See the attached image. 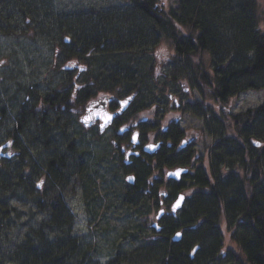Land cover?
<instances>
[{
    "label": "trees",
    "instance_id": "obj_1",
    "mask_svg": "<svg viewBox=\"0 0 264 264\" xmlns=\"http://www.w3.org/2000/svg\"><path fill=\"white\" fill-rule=\"evenodd\" d=\"M170 2V7L165 8V5L161 6L157 0H130L137 10L141 9L147 15L156 16L157 21H151L156 23L155 30H157L154 37L167 39L173 44L176 53L172 52V54L178 55L182 63H188L189 68L195 70L190 72L193 81L200 90L209 93L207 98L213 100L210 102L211 107L218 106L220 113L214 115V110L211 108L209 109L211 113L208 108L205 110L202 101L201 105L194 106L198 114L205 117L209 113L213 121L212 124L208 122L210 124L208 133L213 143L207 167L199 170L196 177L194 176L193 187L196 191L184 207L183 214L162 215L158 219L160 231L153 227L157 217L154 220L151 218L153 221L151 223L148 218L142 220L145 223L141 221L139 226L141 235L138 236V233L134 237H142V241L136 240L131 233L132 240L136 241L133 243L134 248L130 255L140 254V257L135 258L136 260L140 261L144 258L141 261L149 262L161 256L159 259L161 264H264V103L245 114H231L229 109L232 99L244 91L264 89V0H170ZM133 15L130 16L131 21H135L136 17ZM96 26L97 24L94 26L95 29L99 24ZM104 27L101 32L94 31V36L97 38L102 35L104 45L106 43L109 45V39L112 37L108 33L113 35L110 31L113 25H109V28L105 25ZM82 28L84 35L80 36L81 43L94 41L93 31L88 26ZM74 30H72L73 36L78 34V31ZM149 33L150 31H145V28H140L132 34L135 35L134 39L128 40L124 35H120L118 39L122 37L123 41L135 47L140 45L137 42L146 40ZM66 39L63 40L64 44ZM104 45L97 47L104 49ZM142 47L138 46L139 49ZM94 49L96 47L85 54H92L91 51ZM71 50L68 57L76 54L75 49ZM205 51H209L213 58L211 76L205 72L203 63L198 62L196 68L193 65L194 57L201 56ZM138 53L141 54L140 51ZM146 54L143 52V56ZM78 56L82 57L81 54ZM170 65L176 75L187 78L188 74H184L186 68L182 66L183 64L175 62ZM98 79L99 76L95 80ZM86 82L89 84L88 81ZM86 82L81 84L85 85ZM89 82L91 83L90 79ZM139 88L146 92V87L140 85ZM90 89L91 87H82L83 93ZM57 90L59 89L52 88L45 93L46 91H42L39 85L37 88L33 84V95L36 91L44 93L43 97H38L35 101L34 110L38 107H57L59 103L67 101L64 98V101L62 98L56 101ZM34 117L38 116L34 115ZM40 117L42 119L32 121L38 129L45 116ZM21 119L19 124L24 128V133L31 127L32 122L28 121L29 118ZM45 131L48 132V129L45 128ZM49 167L52 171L53 163H50ZM81 169L84 170L82 164ZM143 169H140L138 174L139 183H146L148 171ZM0 173L2 175V171ZM3 177H0V190L11 185L8 178ZM95 179L96 177L93 178L92 175L86 178L89 184L85 195L92 196L94 190L88 187L95 183ZM95 193L100 195L98 190ZM174 196L176 199L179 195L173 193ZM92 198L88 200L94 204ZM129 198H135L136 202L141 201L140 205L143 207L146 205L145 200L150 201L146 193L130 194ZM53 205L57 204H50L51 207ZM64 206L63 210L62 205L58 208L60 211L55 208L51 223L46 222L43 228L34 230L39 242L32 246L29 240L23 245L14 263L69 264L68 260H72L76 253L83 250L79 246V240L82 238H69L63 242L53 240L52 236L48 235V232L53 230L49 229L50 227L56 225L60 227L62 223L68 227V235L73 234L71 211L66 205ZM150 206L152 211L155 206L152 202ZM145 208L146 215L151 213L148 207ZM89 212L97 214L96 209H91ZM226 225L233 231L232 238L239 244L242 254H237L235 251L227 252L224 248L225 234L222 228ZM181 229L184 231L182 240L178 242L172 240L171 235ZM192 246L198 247L195 253H190ZM1 260L0 264H3L4 261L2 258ZM116 260L111 262L116 263Z\"/></svg>",
    "mask_w": 264,
    "mask_h": 264
},
{
    "label": "rangeland",
    "instance_id": "obj_2",
    "mask_svg": "<svg viewBox=\"0 0 264 264\" xmlns=\"http://www.w3.org/2000/svg\"><path fill=\"white\" fill-rule=\"evenodd\" d=\"M157 2L161 6L165 5V8H169L171 3L170 0H157ZM131 7H134L132 8L133 14L137 15L135 21H131V15H128L129 11L127 10L131 9ZM136 8L134 4L130 3V0H0V100L6 101L8 97H11L18 85L22 88L31 87L33 84L38 88L39 85L42 91L47 92L50 88L62 84L68 87L69 84L73 85L78 82L88 81L90 83L89 79L92 82L98 76L105 81L103 83H113L115 80L118 83H127V81L138 82L146 87L147 92L150 91L149 86L153 88L156 80H160L158 78L161 74H164L163 78H167L165 74H169L174 70L170 64L168 65V56L174 61L176 59L175 62H178V64H183L182 66L186 68L184 69V74H188L185 80L193 83L191 80L194 78L190 72L195 70L190 69L188 63H182L178 56L172 55V52H175V48L170 41L167 39L155 41L156 25L145 20L148 16L145 15L143 17V14H139V10ZM69 15L92 19L91 23L93 24L90 23L88 27L93 31V36L95 35L94 31L101 32L104 25L108 28L109 25H113L110 30L113 35L110 32L108 33L112 37V39H109V45L107 43L105 45L104 43L101 44L109 51L98 53L96 51H98L97 48L99 47L96 46V49L91 51L92 54H85L90 49L83 46L86 42L81 43L82 39L80 36L84 35L81 30L84 28H75V24L72 23L67 26L64 19ZM138 18L140 19V25L136 21ZM95 24L97 26L99 24L98 28L100 29H94ZM140 28H145L147 32L150 31L148 37H146L149 42L147 47L139 49L138 46L140 45L136 44L137 46L134 47L129 42L123 41L122 37L118 39L120 35H124L128 40L134 39L135 35L132 36V34ZM74 29L78 31L79 35H72L74 34L72 32ZM65 38L67 39L64 44L63 40ZM68 38H72V40L70 41ZM71 49H75L76 54L68 57L72 51ZM139 51L141 54L138 53ZM143 52L147 54L143 56ZM78 54H81L82 57L78 56ZM82 54L85 55L83 56ZM212 59V54L209 51H205L201 56L194 57L193 65L196 68L198 62L203 63L206 68L205 72L211 76L213 74ZM84 65L87 67L79 71V66ZM112 68H115V70L121 68V74H113L110 72ZM100 73L101 75H99ZM100 78L95 80V82H98ZM120 89H124L121 84ZM60 91L62 92L61 89ZM163 91L161 89V93ZM193 97L198 101L204 100L206 109L208 108L209 110L211 108L214 110V115L220 113L218 106L211 107L210 102L213 100L207 98V95L204 97L203 94L194 90ZM15 100L20 106L25 100L24 93L22 94L21 91ZM263 103L264 89H248L232 99L229 109L231 114H245L249 110L254 111ZM28 109L30 110V108ZM209 112L211 113L210 110ZM63 113L61 112V114ZM65 114L67 115V113ZM207 116L210 117L208 122L212 124L211 115L208 113L204 118ZM61 121L63 122V119ZM8 123L9 127H4L2 133H0V142L8 140L7 128L12 126L9 121ZM203 123L205 124L202 120H194V124L200 128ZM208 125L210 126V124ZM209 130H206L207 136L203 138L202 147L200 149L197 148L200 157L206 154L207 146H209L208 148L212 146L213 140L210 138ZM48 133L51 134L52 131L48 130ZM22 140H24V137H22ZM64 140L67 144L72 138L64 136ZM92 141V138H87L82 134V152L88 149ZM49 143L52 147V136L48 140ZM47 148L46 146V150ZM40 149L37 151V158H40L39 162H45L44 152L46 150ZM91 149L93 152L95 151L94 146ZM50 150L54 152L53 149H48L47 151ZM91 156L90 159L89 156L82 157L85 162L82 163L83 171L93 170L94 173L98 172L100 175L107 173V180L105 181L112 188L111 192L107 195L104 194L107 201L101 205L98 203L93 204V202L86 203L84 198L87 188L84 189V184L89 183L87 181L83 182V191L82 185L79 184L77 194L72 196L71 194L73 193H69L70 199L68 198L69 202H67L72 215L71 226L73 234L69 236L68 227L62 223L60 227L57 225L53 228L50 227L49 229L53 230L48 232V235L52 236L51 239L53 240L63 242L69 238H82L79 240V246L83 250L76 253L72 260L69 259V264H161L159 261L161 256L155 261L149 262L148 260L141 261L144 258H141L140 261L139 259L136 260L135 258L140 257V254L135 255L134 253L130 255L134 248L133 243L136 240L142 241V237H134L141 231L139 228L141 221L144 218H148L149 223L153 222L151 218L154 220L157 217L159 209L150 211L152 200L149 202L145 200V207H148L151 212L146 215L143 211L146 208L142 205L140 206L141 201L136 202L135 198H128V206L126 205L125 210L121 211L120 204L116 199L122 179L125 180L122 177L121 170L113 163L96 167L93 163L99 154L92 153ZM30 159L31 155L22 152L6 158L0 163L2 176L8 178L11 184L0 190V261H2V258L3 264H16L14 260L16 257L18 258L20 248L23 245L28 243L29 240L32 246L39 242L34 230L37 231L38 228H43L46 222H52L53 216L48 209L50 206L49 202H45L41 206L40 204L42 203H39L38 200L41 199L40 195H44L45 201H49V199L59 194V190L57 187L52 189L56 184L50 181L52 173L50 174L49 182L44 186V193L40 194L32 186L28 180L34 174L29 176L30 168L27 167L29 165L25 161L29 162ZM208 159L209 157L206 155V164ZM87 164H90V166ZM223 171L226 172L227 170L223 169ZM35 180H38V178ZM98 184L99 180L97 184H92L88 188L93 189L94 192L97 190L100 192L99 190H101L102 186ZM47 187H49L48 193L46 191ZM164 191L167 190L162 186L159 189V193L163 194L162 192ZM40 206L45 209L40 210ZM104 206L108 207L109 210H105ZM87 208L96 209L97 214L89 212ZM139 211L142 213L139 214ZM142 222L145 223L144 221ZM147 227H149L148 224ZM222 229L225 234L223 246L227 252L235 251L237 254H242L239 244L232 238L233 231L230 227L226 225ZM131 233L136 240H132ZM140 235L141 233L138 234V236ZM142 236L144 237V234ZM51 239L48 240L50 241ZM82 252L86 253V255ZM115 259H117V262L112 263L111 261Z\"/></svg>",
    "mask_w": 264,
    "mask_h": 264
},
{
    "label": "flooded vegetation",
    "instance_id": "obj_3",
    "mask_svg": "<svg viewBox=\"0 0 264 264\" xmlns=\"http://www.w3.org/2000/svg\"><path fill=\"white\" fill-rule=\"evenodd\" d=\"M168 59L169 64L175 63L170 56ZM86 67L79 66L78 70L81 71ZM163 75L159 76L158 79L160 80H156L153 88L149 86L150 91L147 92L139 88L140 85L144 88L145 86L138 82L134 83L132 87L128 83H118L117 80L113 83L96 82L92 84L91 82L82 85L78 82L73 85L69 84L67 91L62 90V92L56 93V95L61 96L62 101H64L63 98L67 100L66 103L64 102L65 104L59 103L57 107L53 108L38 107L36 110H34L35 107H32L30 110L27 109L26 114L15 115L13 113L15 99L21 91L25 95L23 101L31 102L33 98L32 86L22 88L18 85L11 97H8L6 101L0 100V133L4 127H9L8 121L12 125L11 129L7 128L8 140L0 142L4 153L0 163L2 160L22 152L31 155L29 162L25 160L27 165L34 166H27L30 168L29 176L34 174L38 180H35L33 175L28 181L40 194L44 193V186L49 182L52 171L49 169L50 163L39 162L40 158H37V151L39 148L46 150V145L42 144L41 140L43 137L48 142L46 137L49 133L45 131L47 128L52 131L50 134L52 140L55 141L56 139V150L60 153L61 157L57 152L60 160H62L61 167L57 169V179L52 173L50 180L53 184L56 183L52 189L57 187L59 194L49 201H45L44 195H40L41 199L38 200L39 203H42L41 206L45 202L58 205L49 206L50 213L55 214V208L58 209L61 205L62 210L65 208L64 205L70 210L67 204L70 199L69 193H73L72 196L76 195L79 184L82 185L83 191V182L89 175H92L93 178L96 177L94 184H97L99 180L98 185L102 186L99 190L101 194L98 195L93 191L92 196L85 195L84 201L89 204L88 199L90 197H93L92 200L100 205L107 201L105 195L112 189L105 181L107 180V173L100 175L98 172L94 173L93 170H86L87 172L83 173L81 169V164L85 163L82 157L89 156L90 159L92 153H97L99 156L95 158L93 163L96 167L108 163L116 164L121 170L122 177L125 178V180L122 179L117 194L121 211L125 210L126 205L128 206L130 194L146 193L150 198L149 200H152L154 209H159L158 214H165L166 216L183 214L184 207L196 191V188L193 187L194 176L196 177L199 170L207 167L206 155L209 157L212 150L211 147L208 148L209 146H207L206 154L202 157L198 155L197 148L202 147L203 138L207 136L209 117L204 118V115H200L194 110V106L201 105L200 103L205 101L195 100L193 91L197 90L204 97L206 95L209 97V93L200 90L193 80L190 79L193 83L186 81L184 76L176 75L173 71L166 74L167 78H163ZM120 84L124 87L123 90L120 89ZM82 87H91V89L83 93ZM161 89L164 90L162 93ZM129 97L132 99L129 100ZM125 100H128L127 105L121 103ZM95 111L103 112L102 115L106 120L99 117L91 124H85L83 121L85 116ZM61 112L64 113L61 114ZM34 115L45 117L41 122V127L36 130L34 139L27 144L23 142V146H21V133L24 128L19 122L23 117L27 120L29 118L28 121L31 122ZM108 116H111L112 119L108 120ZM195 119L202 120L205 124L203 123L200 128L194 124ZM82 134L93 139L92 144L84 152L81 149ZM64 136L72 138V140L66 144ZM148 145H155L156 147L149 148ZM92 146L95 147L94 152L91 149ZM90 164L87 165L90 166ZM143 168L148 171L146 183H139L138 174ZM179 169H186V172L182 171L179 177L169 175V173H175ZM129 177L134 179L130 180ZM162 186L167 191L160 194L159 189ZM86 187L87 184H84V189ZM46 189L48 193L49 187ZM173 193L185 195L183 206L178 210H173L178 199H175L176 196L173 197ZM41 206L39 207L40 210L45 209ZM103 208L109 210L106 206ZM87 209L88 211L91 210L90 208ZM141 213L139 211V214ZM177 233H182L183 238L184 231L181 229L171 235L172 240ZM195 248L193 253L198 249V247Z\"/></svg>",
    "mask_w": 264,
    "mask_h": 264
},
{
    "label": "bare ground",
    "instance_id": "obj_4",
    "mask_svg": "<svg viewBox=\"0 0 264 264\" xmlns=\"http://www.w3.org/2000/svg\"><path fill=\"white\" fill-rule=\"evenodd\" d=\"M127 11H129V13L128 14H133V9H129V10H127ZM126 12V11H125ZM139 14H143V17L145 16V15H147L143 10H141V9H139ZM134 17H137L136 15H133ZM148 17H146V19L145 20H147V21H153V20H156L157 21V19H156V16L155 15H151V14H149V15H147ZM135 19H137V18H135ZM140 19H141V16H140ZM140 19L138 18V20H137V22H139L140 23ZM64 21H66L65 22V24L67 25V26H70L69 24L70 23H72V24H75L74 26H75V28H82L83 26H89L90 25V23H91V21H92V19H90V18H88V17H86V18H81V17H79V16H75V15H69V16H67L65 19H64ZM91 24H93V23H91ZM156 24V23H155ZM97 27V26H96ZM104 27V26H103ZM102 28V27H101ZM90 29V28H89ZM95 29V28H94ZM157 30V29H156ZM159 31H161L160 29H159ZM102 35H99L97 38L95 37V36H93L94 38H92L94 41H91V40H89V41H87L86 43H85V45H83L84 47H88L89 49H91V48H94V47H96V46H100L103 42H104V38H103V36L101 37ZM154 36H155V34H154ZM156 40L155 41H158V37L156 36V38H155ZM88 43V44H87ZM138 44H140L141 46H143V47H147V45H148V40L146 39V40H141V41H139V42H137ZM84 47H82V48H84ZM98 49V53H104L105 52V49L106 48H104V49H100L99 50V48H97ZM82 50V49H81ZM108 49H106V51H107ZM109 51V50H108ZM107 51V52H108ZM111 68V67H110ZM120 69L121 68H118V70L116 69L115 70V68H112V69H110V72H112L113 74H121L120 72H122V71H120ZM106 71H108V70H106ZM99 75H101V73L99 74ZM100 78V77H99ZM100 80H102V78H100ZM99 80V81H100ZM98 81V82H99ZM126 81V80H125ZM97 82V83H98ZM96 82H92V84H95ZM127 83L132 87V85L134 84V83H136V82H134V81H130V82H128L127 81ZM57 87H59L58 89L59 90H57V93L58 92H61L60 91V89L61 90H63V91H67L68 90V87L65 85V84H62V85H58ZM57 87H54V88H57ZM52 88H50L48 91H50ZM47 91V92H48ZM56 91V90H55ZM47 92H45V93H47ZM43 95H44V93L43 92H40V91H36L35 93H34V95H33V98H32V101L31 102H25V101H23L21 104H20V106L18 105V102L17 103H15L14 104V108H13V113L15 114V115H20V114H26V111H27V109L28 108H32V107H35V101H37V98L38 97H43ZM46 97H48V95L46 94ZM55 97H56V101L58 100V98H61V96H58V95H55ZM54 97V98H55ZM3 100V99H2ZM54 104H55V102H54ZM34 118V119H33ZM33 120L32 121H35V119H37V120H39L41 117H34L33 116ZM42 119V118H41ZM31 121V122H32ZM35 123H33L32 122V124H31V127L30 128H28V131L24 134L23 133V130H22V137H24V140H22V138H21V141H20V143H21V146H23V142H25L26 144L29 142V141H32L33 139H34V136H35V132H36V130L38 129L35 125H34ZM20 132H21V130H20ZM24 135V136H23ZM52 135H48V137H46V140H49V138L51 137ZM41 143L43 144L44 143V145H46L48 148H47V150L48 149H53V151L54 152H51V150L50 151H45L44 152V154H45V159H44V161L45 162H47V163H53V168H52V173L53 174H55V178L57 179V177H56V172H57V169L59 168V167H61V162H62V160H60V157H61V155H60V153L56 150V148H57V145H56V141H53L52 140V147L51 146H49V144H48V142H46L45 140H44V138L42 137V140H41ZM41 150V149H40ZM59 153V155H60V157H59V155H58V153ZM41 153V152H40ZM55 164V165H54ZM32 167H34V166H32ZM2 175H1V173H0V177H1ZM18 180V179H17ZM196 246H198V244L196 245ZM195 246V247H196ZM194 246H192L191 247V249H190V253L191 252H194V250H195V247L193 248Z\"/></svg>",
    "mask_w": 264,
    "mask_h": 264
},
{
    "label": "water",
    "instance_id": "obj_5",
    "mask_svg": "<svg viewBox=\"0 0 264 264\" xmlns=\"http://www.w3.org/2000/svg\"><path fill=\"white\" fill-rule=\"evenodd\" d=\"M102 114H104V113L101 112V111H98V112H97V111H95V112H90L87 116H85V118L88 117L89 119L86 120V119L84 118L83 121H84L85 124L89 125V124H91L96 118H99V117H101V118H103V119L106 120V118L103 117ZM2 150H3V146H0V159L4 156V153H3ZM179 170H183L184 172H186V169H179ZM176 171H178V170H176ZM181 196H183L184 199L181 201L179 207H175V206H176V203H177V200H178ZM178 199L176 200V202H175V204H174V209H175V210H178V209H180V208L183 206V203H184V200H185V195H184V194H180L179 197H178ZM161 215H162V214H159V215H158V218H160ZM155 227H156L157 230H160V226L155 225ZM180 234H181V235H179V236L176 234V236L174 237V240H175V241H178V240H180V239L182 238V233H180Z\"/></svg>",
    "mask_w": 264,
    "mask_h": 264
},
{
    "label": "snow or ice",
    "instance_id": "obj_6",
    "mask_svg": "<svg viewBox=\"0 0 264 264\" xmlns=\"http://www.w3.org/2000/svg\"><path fill=\"white\" fill-rule=\"evenodd\" d=\"M131 99H132V98L129 97V100H131ZM121 103L124 104V105H127V104H128V100L122 101ZM85 119L87 120V119H89V118L86 117ZM107 119H108V120H111L112 117H111V116H108ZM133 139L135 140V137H133ZM148 147H149V148H155L156 146H155V145H148ZM182 171H183V170H178V171L175 172V173H169V175H170V176H176V177H179ZM129 179L132 180V179H134V178L129 177ZM183 199H184L183 196H181V197L177 200V203H176V206H175V207H179V206H180V203H181V201H182ZM173 210H175V209H173ZM177 235L179 236V235H181V234H180V233H177Z\"/></svg>",
    "mask_w": 264,
    "mask_h": 264
}]
</instances>
